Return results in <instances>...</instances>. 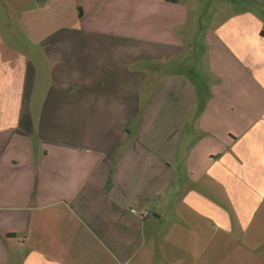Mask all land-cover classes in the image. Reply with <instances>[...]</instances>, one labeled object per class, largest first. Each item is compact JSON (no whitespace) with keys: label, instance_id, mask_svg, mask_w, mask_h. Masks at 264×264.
<instances>
[{"label":"crops","instance_id":"obj_1","mask_svg":"<svg viewBox=\"0 0 264 264\" xmlns=\"http://www.w3.org/2000/svg\"><path fill=\"white\" fill-rule=\"evenodd\" d=\"M37 2L0 0V264H264V9L207 29L197 111L187 0Z\"/></svg>","mask_w":264,"mask_h":264},{"label":"rangeland","instance_id":"obj_2","mask_svg":"<svg viewBox=\"0 0 264 264\" xmlns=\"http://www.w3.org/2000/svg\"><path fill=\"white\" fill-rule=\"evenodd\" d=\"M39 2V3H38ZM37 5L43 6V4L46 2V0H38ZM189 2V6L192 9V13L190 15V22L188 23L187 28L184 27L183 33L191 32L190 36L188 34L185 35V41H184V54L181 57H177L176 60L181 61L182 64L180 66V69L176 68L177 64L176 62H170L168 64H162L161 71L163 74H172L174 72H181L186 74L193 85L194 90L199 96V107L196 108L197 111H200L203 106V97L206 95L207 88H209L210 85V79L207 78L208 73V66H207V56L204 53L203 49V42L205 33L207 32V29L212 28L215 29L219 25L222 24V22L228 18L235 17L237 14L241 12L246 11H252L253 13H261L260 9H264V0H187ZM58 1H55V5L57 6ZM227 6L228 13L223 14L221 13L222 7L225 8ZM37 12H42V15H44L45 11L41 9H36ZM215 15V17H211L212 15ZM264 14V13H263ZM260 15V14H259ZM264 17V16H261ZM11 18V19H10ZM7 20L16 19L19 20V17H6ZM55 25L61 23V19L55 17ZM64 20V19H63ZM19 30V29H18ZM16 30V32H19ZM23 30V29H22ZM49 32V30H48ZM21 36H25L23 34H20ZM42 38L36 37L31 38L32 46L35 45V42L38 44ZM23 41H28L27 38H24ZM24 44V43H23ZM25 46V45H24ZM49 73V75L52 74L50 70L46 71ZM42 77V76H41ZM209 77V76H208ZM45 77L38 78V85L36 88H34L33 92V99L31 106L32 108L36 107L37 110H40V105L44 102L43 99L47 97L49 94V89L51 88L46 83L49 81H44ZM153 84L147 83L145 86H143L142 89V98L149 96L153 92V90L156 88L157 85L152 81ZM76 90V87L73 89ZM184 98L187 97V100L184 99L182 103V109L183 112H187L190 108V95L192 93L190 92L189 86L184 88ZM71 104H76V102H72ZM202 105V106H201ZM150 111H148V114L141 117H137L135 121L132 123L133 128L139 129V127H136L141 123L144 124V126L149 127V130H151L150 135L148 136L152 143L153 141H157V144L166 146L168 143V135L167 132L163 131V127L165 126H171L170 123L172 122L173 118H167L165 115L161 112V110L156 109L158 107V103H154L152 105ZM198 106V105H197ZM194 109V111H196ZM141 116V115H139ZM177 120V119H176ZM173 124V123H172ZM141 126V125H140ZM141 130V129H140ZM148 140L150 141V139ZM144 140V135H142L141 139L139 141ZM120 151V150H119Z\"/></svg>","mask_w":264,"mask_h":264},{"label":"built area","instance_id":"obj_3","mask_svg":"<svg viewBox=\"0 0 264 264\" xmlns=\"http://www.w3.org/2000/svg\"><path fill=\"white\" fill-rule=\"evenodd\" d=\"M132 212L139 214L143 218L147 217L150 214V212L148 210H143L141 212H138L136 209H133Z\"/></svg>","mask_w":264,"mask_h":264}]
</instances>
